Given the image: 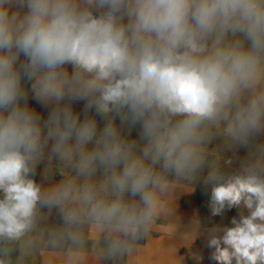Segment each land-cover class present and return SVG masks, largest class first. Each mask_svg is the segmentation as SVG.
Instances as JSON below:
<instances>
[{"label": "clouds", "instance_id": "9594fccd", "mask_svg": "<svg viewBox=\"0 0 264 264\" xmlns=\"http://www.w3.org/2000/svg\"><path fill=\"white\" fill-rule=\"evenodd\" d=\"M261 130L264 0H0V264H28L37 236L63 264H125L206 164L211 214L248 213L213 231L211 258L264 264V146L231 175L209 151ZM45 160L62 177L48 187L32 178ZM45 209L61 223L41 231Z\"/></svg>", "mask_w": 264, "mask_h": 264}, {"label": "crops", "instance_id": "0c3cea01", "mask_svg": "<svg viewBox=\"0 0 264 264\" xmlns=\"http://www.w3.org/2000/svg\"><path fill=\"white\" fill-rule=\"evenodd\" d=\"M13 11L17 10L13 6ZM25 10L21 9V12ZM24 61L23 55L20 56L18 64ZM71 72V66H68ZM22 87L27 91V99L23 101L28 108L34 111L41 119V122L47 120L52 108L51 105L45 107L38 102L31 92V82L25 79L21 80ZM85 101H76L72 104L75 113H79L81 119L85 114ZM89 117H95L98 129L103 128L106 120L98 116L94 110L88 111ZM117 124L121 129L122 135L130 141H135L142 145L141 126L139 124ZM264 146V130L253 133L246 143H226L222 137L213 139L209 145V151L219 155V166L230 167L235 170H241L242 166L247 164L250 159L240 166H236L233 157L227 156L226 149H233L237 153L243 151L256 152V149ZM51 145L49 144V148ZM47 151V150H46ZM227 154V155H226ZM207 165V164H206ZM47 161L39 163L35 169L32 178L42 187H48L51 184L58 183L62 177H56L55 171L51 174L45 173ZM209 170L204 167L196 175V179L188 182V186L177 187L174 192V211L170 218L175 225L165 219H162L153 229L147 240L139 245V253L125 262V264H217L211 256L214 251L208 245L210 235L214 230L232 227L229 220V209L219 215L211 214V185L206 183V176ZM47 216V225L42 226L41 231L48 225L58 226L61 223V217L56 209L49 212L43 210ZM56 211V212H55ZM38 251L34 252L28 264H63V250L50 249L40 236L36 238ZM103 264H115L112 261H104Z\"/></svg>", "mask_w": 264, "mask_h": 264}, {"label": "rangeland", "instance_id": "374dc122", "mask_svg": "<svg viewBox=\"0 0 264 264\" xmlns=\"http://www.w3.org/2000/svg\"><path fill=\"white\" fill-rule=\"evenodd\" d=\"M225 152L228 154V155L226 154L227 156L233 157V160L236 162V166L237 167L242 166L246 162L247 159H250L251 160L252 157L255 154V152H247V153H244L243 151H240V152L237 153L232 148L231 149H226ZM204 168L206 170H209L208 165H205ZM239 171L240 170H238V171L236 170V172H239ZM55 174H56V177H61V175L59 174V172H55ZM231 209H233L235 211V215L233 217H236L237 219H239V214H241V213H243L244 215L247 214V210L244 209L243 207H241V208L233 207ZM229 220H230V218H229Z\"/></svg>", "mask_w": 264, "mask_h": 264}, {"label": "trees", "instance_id": "16d2710c", "mask_svg": "<svg viewBox=\"0 0 264 264\" xmlns=\"http://www.w3.org/2000/svg\"><path fill=\"white\" fill-rule=\"evenodd\" d=\"M220 170L222 173H224L225 175H231L234 173H237L235 169H232L230 167H226V166H221ZM248 214V213H247ZM246 214V215H247ZM235 215V211L233 209H229V218H230V223L231 220L233 219V216ZM200 264H205L204 262H201Z\"/></svg>", "mask_w": 264, "mask_h": 264}]
</instances>
